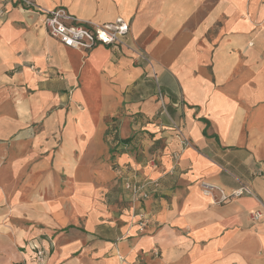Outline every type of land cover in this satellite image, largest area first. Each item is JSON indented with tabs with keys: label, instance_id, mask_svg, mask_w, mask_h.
<instances>
[{
	"label": "crops",
	"instance_id": "crops-1",
	"mask_svg": "<svg viewBox=\"0 0 264 264\" xmlns=\"http://www.w3.org/2000/svg\"><path fill=\"white\" fill-rule=\"evenodd\" d=\"M35 1L130 31L74 49L0 0V226L26 223L11 241L55 238L44 264H264V0ZM129 179L150 193L142 231ZM203 182L255 195L215 203Z\"/></svg>",
	"mask_w": 264,
	"mask_h": 264
},
{
	"label": "built area",
	"instance_id": "built-area-1",
	"mask_svg": "<svg viewBox=\"0 0 264 264\" xmlns=\"http://www.w3.org/2000/svg\"><path fill=\"white\" fill-rule=\"evenodd\" d=\"M18 2L21 6L41 12L49 33L63 45L74 49L90 50L99 44L116 46L123 43L130 31V24L124 17H118L112 22L97 23L81 20L64 7L45 8L35 0H18ZM145 59L148 60L146 56ZM159 95L162 97L161 92ZM178 132L182 142L188 144L189 141L185 134L180 129ZM178 157L176 153L175 158ZM146 184V182L132 179L126 181V188L131 191L134 202L142 203L150 197V193L145 189ZM202 186L206 194L213 196L215 203H225L241 196L255 195L251 185L245 182H241L231 190L210 182H203ZM252 214L253 218L258 220L264 216V211L258 209ZM139 215L141 217L139 225L141 229H144L149 218L145 213L140 212L137 216ZM154 251L159 253L157 248Z\"/></svg>",
	"mask_w": 264,
	"mask_h": 264
},
{
	"label": "rangeland",
	"instance_id": "rangeland-1",
	"mask_svg": "<svg viewBox=\"0 0 264 264\" xmlns=\"http://www.w3.org/2000/svg\"><path fill=\"white\" fill-rule=\"evenodd\" d=\"M31 67L34 68L33 65H31ZM132 202L135 203L133 196ZM142 202H144V200ZM133 203V214L138 219V223L141 217L140 215H137L140 214V212L141 214L145 213L150 221L149 213L147 212L146 207L139 202H136V205ZM139 208L142 209L139 210ZM3 224V226H0V264H44V262L47 260V256H50V254L58 245L56 239H53L49 234L46 233L41 234L39 239L29 238L25 240L26 245H28V247H25L23 243L17 242L14 238L11 241L10 236L4 232V229L9 230L15 227L24 228L26 223H20L16 219L6 218ZM147 225L144 227V229L147 227ZM139 230L142 231L141 227ZM154 249L156 248H153V252L157 256L159 253H155Z\"/></svg>",
	"mask_w": 264,
	"mask_h": 264
}]
</instances>
